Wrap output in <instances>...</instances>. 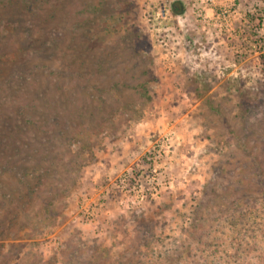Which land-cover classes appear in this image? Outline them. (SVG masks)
I'll return each instance as SVG.
<instances>
[{
  "label": "rangeland",
  "instance_id": "1",
  "mask_svg": "<svg viewBox=\"0 0 264 264\" xmlns=\"http://www.w3.org/2000/svg\"><path fill=\"white\" fill-rule=\"evenodd\" d=\"M0 264H264V0H0Z\"/></svg>",
  "mask_w": 264,
  "mask_h": 264
},
{
  "label": "trees",
  "instance_id": "2",
  "mask_svg": "<svg viewBox=\"0 0 264 264\" xmlns=\"http://www.w3.org/2000/svg\"><path fill=\"white\" fill-rule=\"evenodd\" d=\"M170 10L171 12L175 15V16H181L183 15L184 11H185V8H184V5L182 2L180 1H173L170 5ZM128 48H129V52L131 53L132 56L136 57L139 59V61H142L144 62V56L142 54V51H143V47L140 43V41H131L129 42V45H128ZM149 72H147L146 70L144 71L143 70V74L145 76V79L143 81H140V82H137L136 84L134 85H126L127 87L131 88L134 90L135 94L137 95V97L142 100V102H149L151 100V96L149 94V89L147 87V82H148V75ZM149 76V75H148ZM113 87V85H112ZM205 90H208L209 89V86L208 85H204L203 87ZM236 92H237V95H238V107L242 109V111H247V108H250V103H247V93H246V88L245 87H241V88H237L236 89ZM104 93V92H103ZM103 93H101L103 96H105ZM199 94V93H198ZM201 95V94H199ZM105 101V99L103 98V102ZM204 102L206 103L207 105V108H208V111L210 113H214V114H217V115H220L221 113V107L222 105L221 104H217L216 102H214L211 98H207L206 100H204ZM110 103L112 104V107H110L109 109V112L112 113L114 112V110H118L120 108H118V106L115 107V103H117V101H114V100H110ZM248 104V105H247ZM247 106V108H246ZM115 107V108H114ZM221 116V115H220ZM104 119H102V122L101 121H98L95 126L98 130H100L103 125H104ZM63 131H61L59 133V135L63 134L62 133ZM58 137H54L56 140H63L61 139L62 137L59 136ZM74 142H79L78 138L75 136V137H71L69 138L67 144H66V150H65V147L63 148L62 146H60V149H57L56 146L52 143L50 148L55 150V159L57 158H60V156L62 155L61 152H63L64 154L63 155H70L72 156L71 158V162H72V165L73 166H78L76 165V159L77 158H80V154H83V149H77V152L75 154V152H73L71 150V146ZM64 150V151H62ZM48 166H43L40 170V172H38L37 174H34V184L35 186L36 185H45L47 182H48V179H49V175L50 173H52L51 171L53 170V164H47ZM71 166V165H70ZM14 167V166H13ZM69 170L73 169V167H69L68 168ZM54 171V170H53ZM33 172V171H32ZM68 173V171H67ZM69 174H71L69 172ZM70 176V175H69ZM53 190V189H52ZM19 201V199H18ZM237 210V206L236 205H233L232 206V211H231V214L229 215V220H228V224H230L231 226H236L237 225V221L238 219H242L244 218V213L240 210L239 212L236 211ZM240 224V223H239ZM238 224V225H239ZM241 246L242 244H238V247L236 248L237 250H241Z\"/></svg>",
  "mask_w": 264,
  "mask_h": 264
}]
</instances>
